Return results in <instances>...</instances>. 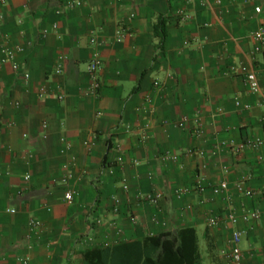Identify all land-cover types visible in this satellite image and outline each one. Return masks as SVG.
<instances>
[{
    "label": "crops",
    "instance_id": "obj_1",
    "mask_svg": "<svg viewBox=\"0 0 264 264\" xmlns=\"http://www.w3.org/2000/svg\"><path fill=\"white\" fill-rule=\"evenodd\" d=\"M260 30L264 0H0V264H78L182 227L219 259L239 230L242 264H264V144L239 148L264 141V106L240 72L255 67L264 89ZM156 192L159 204L144 199Z\"/></svg>",
    "mask_w": 264,
    "mask_h": 264
},
{
    "label": "trees",
    "instance_id": "obj_2",
    "mask_svg": "<svg viewBox=\"0 0 264 264\" xmlns=\"http://www.w3.org/2000/svg\"><path fill=\"white\" fill-rule=\"evenodd\" d=\"M154 36L159 39L158 47L162 49L166 38L164 16H160L154 25ZM207 244L204 253L196 229L182 227L173 233L90 248L81 253L78 264H222L213 243L208 241Z\"/></svg>",
    "mask_w": 264,
    "mask_h": 264
},
{
    "label": "built area",
    "instance_id": "obj_3",
    "mask_svg": "<svg viewBox=\"0 0 264 264\" xmlns=\"http://www.w3.org/2000/svg\"><path fill=\"white\" fill-rule=\"evenodd\" d=\"M256 13H260L261 9L259 7L255 8ZM179 14L181 15L183 20L189 19V16L185 14L184 11H179ZM252 40L255 42V52H260L264 45V32L263 31H257L253 34ZM91 42L93 44L96 43V39H92ZM101 55L98 50H94L88 65V74L90 77L91 82V92L97 93L102 84L100 80V70H101ZM16 68V66H14ZM264 72V68L262 69ZM61 69L59 68L57 70V73H60ZM240 72L245 77L246 86L248 88V91L250 94L256 96L262 106H264V89L262 88L260 84L259 74L255 67H247L244 66L240 69ZM24 78L28 79L29 74L26 72L24 74ZM155 86L158 87L159 83L155 82ZM60 99L63 98V96H59ZM237 106H240V102L237 101ZM186 118H183L178 126L180 128H183L185 126ZM264 141L262 139H249L246 142L242 144L239 148H247V149H259L263 146ZM178 156L175 154H166L163 158L164 162H176L178 160ZM121 160V159H120ZM28 179V177H26ZM211 190L215 194H219L220 192H224L228 189V185L226 182H222L220 184H213L210 186ZM198 191L201 193L205 192V186L198 182ZM238 190L243 192L247 197L252 198L253 197V191L251 189L244 188L243 186H238ZM176 194L180 196L182 194V191H177ZM164 195L162 192H156L150 195H147L144 199L151 202L152 204H159L160 201L163 199ZM65 200L68 204H72L74 201V194L73 192H67L65 194ZM249 217L252 220H258L260 217L258 212H252L249 216H245L244 219L247 220ZM228 220L231 224H236L238 222L237 217L233 214L228 215ZM211 226H217L218 222L216 218H212L210 220ZM39 223L35 220L30 221V226L32 229H36L38 227ZM241 232L239 230H234L231 233V238L229 240V246L230 249L223 252V255L221 257L222 264H242L243 262V254L241 252V249L239 247L240 241H241Z\"/></svg>",
    "mask_w": 264,
    "mask_h": 264
}]
</instances>
